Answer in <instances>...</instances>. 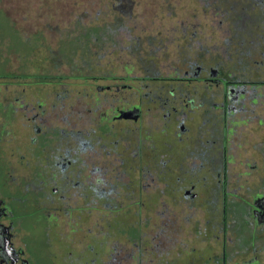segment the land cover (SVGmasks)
<instances>
[{
    "label": "rangeland",
    "instance_id": "374dc122",
    "mask_svg": "<svg viewBox=\"0 0 264 264\" xmlns=\"http://www.w3.org/2000/svg\"><path fill=\"white\" fill-rule=\"evenodd\" d=\"M127 61L137 77L156 78L114 99L151 111L85 123L89 96L103 93L80 77H119ZM210 68L236 101L264 99V0H0V183L32 201L25 224L44 263L108 264L117 244L136 251L129 264H214L222 242L231 251L257 243L264 229L248 202L264 188V126L227 116L225 203L223 95L205 79ZM185 96L201 110L190 113ZM88 152L114 164L101 181Z\"/></svg>",
    "mask_w": 264,
    "mask_h": 264
},
{
    "label": "flooded vegetation",
    "instance_id": "af4514ba",
    "mask_svg": "<svg viewBox=\"0 0 264 264\" xmlns=\"http://www.w3.org/2000/svg\"><path fill=\"white\" fill-rule=\"evenodd\" d=\"M141 63V60L138 59ZM130 63L127 61L124 64V70L125 74H122L121 76L117 77L110 75L108 77V73H99L98 75L95 74H83V77H80V79L84 80L90 88L93 86L96 87L97 93H103V96H98L96 95V92H93L94 95L89 96V108L87 109L86 118H85V123L89 119L93 120V122H100L103 123V121H112L113 119H130L133 121H139L141 118V115L144 111L148 110L151 111V106L149 105H143L142 103H138L136 101L133 102H128L127 106L121 105V99H114L117 97V94L120 93L121 91H131L132 86L131 82H135L136 80H148V79H153L156 77L150 76V78H147L145 76L142 77H137L134 75V70H140V68L136 67L133 68L129 66ZM139 66L138 64H136ZM128 66V67H127ZM212 69L210 68L208 70L209 76L205 78L206 80H210L211 82L213 80H216L217 85H221L222 89V101H221V122H222V136H221V148H223V153H222V159L221 163L223 166V171H222V184L224 186L223 191H224V201L226 203V186H227V180H226V159H225V152L224 150L227 147V137H226V121H227V116L232 114V117L234 119H238V123L242 124L246 127H249L250 125L248 123H258V126H264V99L262 101H258L257 99H252V96H246V93L241 92L238 94V98L242 97V99H239L240 101H236V92L232 91V94L228 93V84L230 82L222 81L218 78L220 74H218V70H215V74H212ZM123 70V68H122ZM196 78L198 75L195 74ZM213 77H216L215 79ZM48 78H51L48 77ZM112 79L115 83L122 84L121 81H123L122 87L116 88L115 86H108L106 88V85L99 84L104 79ZM194 78L187 79V81L195 80ZM118 81V82H117ZM235 83V82H234ZM102 85V86H101ZM173 93L169 94V90L167 91V96L172 95ZM69 96V93L66 94L64 99ZM88 97V96H87ZM168 97V98H169ZM254 97V96H253ZM63 99V100H64ZM62 100V101H63ZM130 100V99H129ZM172 103H175V100H171ZM183 104L189 108L190 113L194 111H199L203 107V103L201 101L196 103L195 99L192 97H187L185 96V99L182 100ZM258 102V114H253V109L255 108V103ZM230 103V104H229ZM88 104V103H87ZM93 104V106H92ZM162 104L166 105V102L163 101ZM217 107L219 108L218 104L212 103L210 107ZM96 107L95 109H93ZM171 108L176 110V105L172 104ZM71 111V110H70ZM70 111H65V112H70ZM204 112H207V110H204ZM84 114V113H83ZM100 114H103L104 116H101ZM166 114H170L168 111ZM84 116V115H82ZM72 124V123H71ZM204 122H201L199 126L204 128ZM205 130V128H204ZM91 131V132H90ZM95 130H92V127L88 128V133H92ZM187 131V129H186ZM89 156V162L86 163L89 171H100L103 176L101 175L100 181L104 179V173L106 170L107 171V176L111 173L113 170V165L112 163L109 162H104L102 159H91L90 160V153H86ZM58 156H51V162L54 164ZM42 160L44 161V155H42ZM44 163V162H43ZM50 161L47 159V162H45L46 165H48ZM41 167L44 166V164H40ZM46 167V166H45ZM109 168V169H108ZM244 172L247 171V174L249 172L248 169L242 170ZM90 173V172H89ZM92 173V172H91ZM94 173V172H93ZM92 173V174H93ZM244 176H247L246 173H243ZM106 176V177H107ZM29 198H32L29 196ZM251 201L248 202V206H250V218L253 220V224L255 227L258 229H264V188L263 190H258L256 193L253 194L251 197ZM32 205V201L30 202V199L27 198L26 194H22L21 196H18L12 192L9 191L8 184L3 181L0 183V264H48L44 263L42 256L40 255V239H38L35 235V233L32 232V228L27 227L25 224V219L27 217V211L28 209L26 208L28 205ZM226 208V205H225ZM64 221H61V223L66 222V225L73 223V219L70 220L69 214H67V219L63 218ZM60 220V219H59ZM58 220V221H59ZM58 224V223H57ZM76 225L77 222L75 220ZM70 228V227H69ZM167 229V228H165ZM256 229V230H258ZM161 232V231H160ZM163 233L165 231H162ZM68 232H65L62 234V236L67 235ZM225 236L222 234V237ZM256 239V242L252 247L250 248H242V249H234V250H227V244L222 242L221 245H223V248L221 249L222 252L221 254L217 257L216 261L214 264H264V254H262L260 251H264V232H262L260 235H256L254 238ZM164 246H167L169 243V239L166 238V234L164 233ZM159 245V243H158ZM257 245V246H256ZM163 246V245H161ZM114 247L116 248L114 252L118 251L117 254L114 252H110V258L108 260V264H118L116 262L115 258H118L122 256L121 260L123 263L121 264H129L130 261H133L135 258L136 251L133 249L129 248L127 249V253H124L122 249L120 248V245L115 244ZM120 248V249H119ZM230 250V251H229ZM42 252V251H41ZM85 250H83V254ZM264 253V252H263ZM68 255H72V252H68ZM85 256V255H84ZM83 262L82 264L85 263L84 257L82 258ZM100 264H106V262L100 263Z\"/></svg>",
    "mask_w": 264,
    "mask_h": 264
},
{
    "label": "trees",
    "instance_id": "16d2710c",
    "mask_svg": "<svg viewBox=\"0 0 264 264\" xmlns=\"http://www.w3.org/2000/svg\"><path fill=\"white\" fill-rule=\"evenodd\" d=\"M117 3L123 5L128 2V0H116Z\"/></svg>",
    "mask_w": 264,
    "mask_h": 264
}]
</instances>
